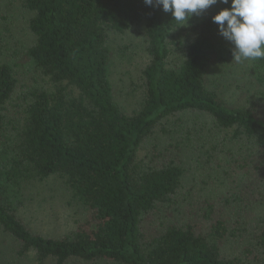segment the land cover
Returning <instances> with one entry per match:
<instances>
[{
    "label": "trees",
    "instance_id": "16d2710c",
    "mask_svg": "<svg viewBox=\"0 0 264 264\" xmlns=\"http://www.w3.org/2000/svg\"><path fill=\"white\" fill-rule=\"evenodd\" d=\"M23 5L31 12L28 29L34 38L25 52L31 83L21 81L14 63L0 62V229L22 244V254L33 251L39 263L53 264L70 258L110 264L264 261V225L242 257L225 256L224 241L240 237L217 216V205L222 206L197 195L180 206L183 150L161 149L157 138L144 149L157 131L170 132L167 119L176 116L177 125L184 113L195 111L210 119L211 129L198 135L200 143L212 132L246 153L244 160L230 162L216 143L203 153L221 164L231 184L226 205L242 206V184L254 183V170L264 173V60L248 61L260 89L247 104H229L209 87V69L233 58V45L212 21L230 5H213L184 27L143 0H23ZM139 23L148 61L141 70L143 97L128 114L114 99L109 31L124 33ZM186 143L197 149L189 136ZM51 176L62 178L86 211L56 238L34 233L19 216L26 185ZM238 209L237 223L255 212ZM198 215L208 221L205 229ZM156 216V223L149 221Z\"/></svg>",
    "mask_w": 264,
    "mask_h": 264
},
{
    "label": "rangeland",
    "instance_id": "374dc122",
    "mask_svg": "<svg viewBox=\"0 0 264 264\" xmlns=\"http://www.w3.org/2000/svg\"><path fill=\"white\" fill-rule=\"evenodd\" d=\"M30 16L31 12L24 7L23 0H0V62L14 63L19 71L21 81L25 84L31 83L34 74L28 69L25 53L34 39L28 29ZM109 45L112 51L110 72L114 99L126 113L130 114L139 107L143 97L141 70L148 61L143 24L134 25L124 33L109 31ZM174 57L171 54V62L174 61ZM248 61L237 63L231 58L209 69V87L215 89L229 104H247L259 96L260 88L248 71ZM176 118L173 116L165 121L170 126V132L167 135H161L160 131H157L155 138L152 137L147 141L144 149H150L157 138L158 146L161 149L166 150L168 146L173 145L175 147L173 154H180L179 150H183L180 156H183L186 170L180 206L184 208L195 195L219 203L222 208L217 205L219 210L217 216L222 215L227 219V224L232 229L233 227L238 229L240 237L239 241H235V238L232 237L226 239L223 243V253L229 258H240L242 249L255 238L259 229L264 225V189L257 188L264 185V173H255L254 170L252 174L254 183L249 181L247 187L242 184L245 188L246 199L242 206L235 202L226 205L224 201L230 196L231 184L223 175L221 164H216L215 159H210V154L207 157L203 153L209 148V145L216 143L218 148L226 153L220 156L234 162L246 158L244 149L238 143L237 145L231 144L226 138L216 140L212 132L207 143L203 144V141L200 143L198 135L201 134V130L204 134L205 129L210 128L206 124L210 119L202 113L186 112L182 115V121L177 125L174 123ZM188 136L189 141L192 138L194 149L197 148L194 151L188 148L186 143ZM199 146H203L204 149H198ZM247 147L255 148L248 145ZM25 193L26 204L19 212V216L36 234L61 237L71 231L76 222L82 221L85 217V209L71 197L65 182L58 176L28 183ZM254 204L257 209L252 208ZM225 206L229 208L227 211L222 210ZM245 206L255 212L249 220H241L237 223L236 216L240 214L238 208ZM181 216L182 214L179 213L177 218L181 219ZM197 217L201 220L200 226L205 229L208 221L199 215ZM158 220V216L149 219L152 223H156ZM21 250L22 244L0 229V264H53L51 259L39 263L33 251L22 254ZM65 264L110 263L105 260L84 261L70 258ZM237 264H264V261L243 258Z\"/></svg>",
    "mask_w": 264,
    "mask_h": 264
},
{
    "label": "clouds",
    "instance_id": "9594fccd",
    "mask_svg": "<svg viewBox=\"0 0 264 264\" xmlns=\"http://www.w3.org/2000/svg\"><path fill=\"white\" fill-rule=\"evenodd\" d=\"M145 5L161 6L171 13L178 26H187L218 3L230 5L212 17L219 34L233 45V61L264 60V0H143Z\"/></svg>",
    "mask_w": 264,
    "mask_h": 264
}]
</instances>
